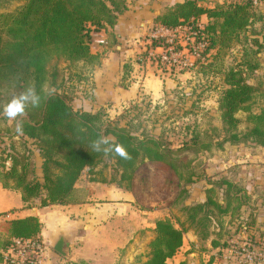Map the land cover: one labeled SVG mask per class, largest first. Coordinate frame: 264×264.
Segmentation results:
<instances>
[{"label":"trees","instance_id":"obj_1","mask_svg":"<svg viewBox=\"0 0 264 264\" xmlns=\"http://www.w3.org/2000/svg\"><path fill=\"white\" fill-rule=\"evenodd\" d=\"M126 9V0H23L14 10L0 13V112L29 86H34L41 96L39 107L29 105L26 115L18 117L24 122V134L15 132V121L11 131L12 136L33 140L37 145L41 176L27 178L28 172L33 171L29 168L28 157L20 160L12 155L7 167L0 163V183L4 188L18 190L27 206L34 200H38L40 206L72 201L74 185L81 173L85 169L94 173L95 165L104 157L112 159L120 171L118 182L110 181L124 182L123 187L131 190L135 171L144 161L177 174L187 184L193 181L195 174L187 170L181 175L179 154L183 150L204 152L212 145L248 141L264 147V103L257 111L251 109L256 87L249 82L250 75L261 66L259 53L264 49V28L256 31L253 27L256 21L263 20L262 14L256 11L254 0H230L214 6L183 0L165 7L153 20V25L168 29L188 26L195 41L203 44L199 48V58L195 60L197 63L181 71L193 70L201 77L216 78L218 75L221 78L222 89L217 101L220 140H214L218 128L203 133L193 130L180 148H174L161 135L136 136L125 127L106 123L103 109L89 111L74 107L72 94L48 91L45 87L49 80L47 66L53 58L61 57L80 64L87 72L101 64L107 50L105 47L92 52V35L113 27ZM201 15L206 16L204 24L197 22ZM146 39L153 48L166 46L162 37ZM117 46L119 48L120 44L115 48ZM107 47L110 48L108 43ZM179 48L175 46V49ZM229 49L235 50L237 59L225 69L221 63L224 51ZM122 67L125 81L132 68L124 61ZM239 111L247 112L249 123L242 131L238 129L240 121L236 116ZM5 118L0 115V121ZM100 136L111 137L112 143L122 144L131 159L93 151L91 143ZM217 188L222 191V199L216 198ZM250 197L245 188L221 177L208 182L203 201L183 209L189 225L204 241L210 238L209 224L214 217H231L250 203ZM217 222L216 238L220 239L223 221L218 218ZM40 230L41 222L34 215L0 221V264L3 263V252L13 238H39ZM153 230L154 238L148 243L150 250L139 264H165L182 245L184 230L170 219L156 220ZM212 243L218 245L219 241L212 239ZM65 264L87 263L68 261Z\"/></svg>","mask_w":264,"mask_h":264},{"label":"rangeland","instance_id":"obj_2","mask_svg":"<svg viewBox=\"0 0 264 264\" xmlns=\"http://www.w3.org/2000/svg\"><path fill=\"white\" fill-rule=\"evenodd\" d=\"M227 1L230 0H210V4L208 3L209 5L207 6H214L217 3ZM22 3L23 0H0V13L12 11ZM255 4L256 11L260 12L263 17V20L256 21L253 25L258 31L264 28V4L263 0H256ZM197 22L204 24L206 21L202 22L199 17ZM181 27L182 30L179 28L175 38L177 40L184 39L182 41L184 46L189 41L188 45L191 47L188 46V48L176 50L178 51L176 52V57L186 62L194 63L199 58L200 49L198 46L200 44L195 41L194 37L190 36L188 28ZM109 28L105 30L108 46H110L108 50L115 51L118 49L117 51H119V48L113 47L116 44H120L121 51L127 52L126 57H124V63L130 64L131 68H133L132 64H134V68L136 65V73L145 75L149 70L152 77L156 76L163 80L169 77L174 82L171 87L164 89L161 95L156 98L151 97L149 92L144 93V91L139 90V93L142 94L139 95V100H131L121 105L115 104L109 109L104 108L101 112L105 122L125 127V129L136 136L161 135L174 148H180L183 141L190 138L189 134L193 130L203 133L204 131L211 132V128H218V134L214 133V140H220L222 132L220 131L221 120L217 109V101L222 89L221 78L218 75L216 78L201 77L193 70L182 72L181 70L184 66L180 65V63L170 66L167 60H161L152 53L153 46L146 39L150 28H147L140 35L134 34L128 37L127 41L129 43L125 46L123 45L124 43H120L114 37L110 30L108 31ZM102 31L104 30L93 33L90 46H100V43L96 41L99 38L96 34ZM242 39L240 37V40ZM236 59L235 50H225L221 65L223 68L228 69ZM259 59L261 62L260 68L249 77V82L256 87L255 95L251 100V109L253 111H257L264 103V49L259 53ZM172 68L174 71L171 72ZM47 70L49 80L46 83V88L48 91H63L70 95L72 94V97L76 94V91L79 93H82V91L88 92V85L80 82L83 79H87V71L82 69L80 64L70 63L61 57H56L48 63ZM131 71L133 73L132 69ZM236 116L240 121L238 129L241 131L245 130L249 124L246 120L247 112L239 111ZM12 126L13 121L7 118L0 121V163L7 167L11 164L10 156L12 155L17 156L20 160L23 157H28L29 168L33 169V171L28 172L27 178L29 180L34 178V176L39 178L41 174L39 172L40 158L37 145L33 140L26 141L20 136H12ZM179 158L181 161L179 162L181 175L186 174L187 170H191L195 174L192 182L185 184L183 179L177 174L164 170L155 165V163L148 161L140 163L136 169L131 190L136 195L137 207L139 210L153 211L154 217L145 216L147 221L144 218L146 223L143 228L138 230V241L135 244L132 242L127 247V251H131V255L126 256V249L119 250L121 257H125L123 264H139L146 259L150 250L148 243L154 238V230H151V223H155L158 219H170L176 227L184 230L183 236L190 234V231H193L197 236L192 226L189 225L183 208L186 205L201 202L208 182L226 177L242 188L262 190L264 192V147L254 142L248 141L235 144L224 142L220 146L212 145L208 151L204 152L186 149L180 152ZM95 168H97V172H100L99 178H109L118 182L120 171L112 159L104 157L102 161L95 165ZM93 177L97 178V175ZM119 184L125 185L124 182ZM216 191V198L222 199V191L218 188ZM258 197L259 195L255 193L253 198L250 197V203L245 206L259 202L264 204V199L260 200ZM245 206L235 211L231 217L228 215L214 217V220L209 224V237H211L215 236L218 228L217 219L221 218L223 221L221 237L225 245L220 247L219 250L221 252H217V249L215 255L220 254L221 256L219 257L224 259L225 262H238L240 258L236 251H238L237 245L239 243H236L235 240L244 238L243 241H246L248 239L245 235H247V230L250 228L247 226L246 218H244L245 213H247L243 208ZM251 207H253V210L256 208L255 205ZM263 210L262 213H264ZM253 213L254 211L251 212V214ZM255 213L258 214V212ZM2 220L5 219L2 217ZM137 221L140 225L144 224L139 218H137ZM254 227L257 229V226ZM251 229L253 230V227ZM204 244L207 243L204 242ZM44 246L46 251L47 247L45 244ZM198 246L200 245L198 244ZM44 255L46 256V253ZM119 260L117 263H119ZM239 264H242V262L240 261Z\"/></svg>","mask_w":264,"mask_h":264},{"label":"crops","instance_id":"obj_3","mask_svg":"<svg viewBox=\"0 0 264 264\" xmlns=\"http://www.w3.org/2000/svg\"><path fill=\"white\" fill-rule=\"evenodd\" d=\"M181 1L183 0H127V9L119 15L115 25L108 31L110 30L114 37L125 46L129 43L128 37L134 34L140 35L147 28L149 29L153 25L154 18L161 14L165 7ZM200 18L202 22L206 21L205 15H201ZM96 36H99L98 39L95 38L96 41L103 37L106 44L91 46V51H101L105 47L107 49L108 41L105 31ZM117 50L107 49L101 64L89 70L86 74L87 79L80 81L88 85V89L86 88L88 92H75L72 100L74 107L89 111L109 109L115 104L121 105L131 100H139V95H142L139 90L144 93L149 92L151 97L156 98L164 89L172 86L174 81L169 77L164 80L156 76L152 77L149 70L145 75L136 73L134 64H132L133 73L131 71L127 80L124 81L122 63L127 52L121 51L120 47L119 51ZM97 171V168H94V173L90 174L85 169L74 185L73 200L64 204L40 206L38 200H34L33 204L27 206L23 203L18 190L4 188L0 183V221L2 217L12 219L28 215L37 216L41 222L38 236L47 247L45 264H65L68 261H85L87 264H116L119 258L121 260L117 264H123L125 257H121L119 250L126 249V256L131 255L127 247L132 242L135 244L138 241L139 228L144 227L146 217H154V212L139 210L136 195L132 190L110 181L109 178L105 180L103 177L99 178L100 172ZM95 175L97 178L93 177ZM247 193L252 198L257 193L260 200L264 199L262 190L248 188ZM203 200L204 196L201 201ZM250 205H255L256 208L253 210ZM250 205L243 207L247 211L244 218L248 222H246L247 226L250 229L253 227V230L248 229L245 237L254 242H264V213H262L264 204L259 202ZM252 211H254L253 214H251ZM137 218L144 224L140 225ZM254 226H257V229ZM153 229L154 222L151 223V230ZM190 232L183 236L182 245L172 257L167 259L165 264L240 263V261L225 262L219 257L220 254L215 255V251L218 249L217 252H219L220 247H223L222 237L216 238L217 230L215 236L204 241L198 240L193 231ZM60 235H63L69 244L65 257L53 250ZM212 239L218 240L219 244L213 245ZM198 244L200 248L197 247Z\"/></svg>","mask_w":264,"mask_h":264},{"label":"built area","instance_id":"obj_4","mask_svg":"<svg viewBox=\"0 0 264 264\" xmlns=\"http://www.w3.org/2000/svg\"><path fill=\"white\" fill-rule=\"evenodd\" d=\"M254 2L256 3V0H254ZM184 27L188 28L190 36L195 38L194 33L190 32V27ZM179 28L181 29L182 27L179 26L173 29H168L160 25H152L150 27L148 37H162L165 39L166 46L160 45L158 47L152 48V53L154 55H157L161 60H167L170 63V66H173L175 63H180V65L187 67L193 63L186 62L185 60L176 57V52H178L176 50L188 48L189 46V41H187V44L184 46L182 42L184 39L177 40L175 38ZM97 42L100 44H106V41L103 37L100 40H97ZM198 44H200L198 48L203 46L201 42H198ZM175 46H180V48L175 49ZM235 241L236 243H239V245H237L238 251H236V254H239V261H241L242 264H264L263 241L254 242L250 239H247L246 241ZM45 253V246L39 238H13L12 243L3 252L2 264H45Z\"/></svg>","mask_w":264,"mask_h":264},{"label":"clouds","instance_id":"obj_5","mask_svg":"<svg viewBox=\"0 0 264 264\" xmlns=\"http://www.w3.org/2000/svg\"><path fill=\"white\" fill-rule=\"evenodd\" d=\"M45 87H47L45 85ZM41 96L36 92L34 86H29L24 89L19 95L14 96L6 105L3 106V115L8 120L15 121V132L18 135L24 134V122L18 117L26 115V109L29 105L36 108L39 107ZM91 148L95 152H101L105 156L119 157L123 160L131 159L126 148L119 143H112V138L100 136L91 143Z\"/></svg>","mask_w":264,"mask_h":264},{"label":"water","instance_id":"obj_6","mask_svg":"<svg viewBox=\"0 0 264 264\" xmlns=\"http://www.w3.org/2000/svg\"><path fill=\"white\" fill-rule=\"evenodd\" d=\"M199 4H207L210 0H196ZM68 242L65 240L63 235H60L54 244L53 250L62 257L66 256V249L68 247Z\"/></svg>","mask_w":264,"mask_h":264}]
</instances>
